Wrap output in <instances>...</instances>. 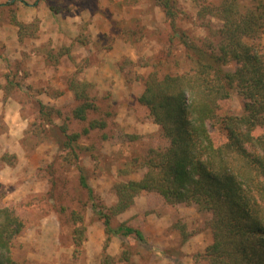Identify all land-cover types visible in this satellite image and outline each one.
Instances as JSON below:
<instances>
[{"label":"rangeland","instance_id":"1","mask_svg":"<svg viewBox=\"0 0 264 264\" xmlns=\"http://www.w3.org/2000/svg\"><path fill=\"white\" fill-rule=\"evenodd\" d=\"M173 1L179 11L176 30L157 0H0V36L8 38L16 33L25 45L44 44L43 48L36 46L48 55L44 54L46 63L55 64L59 87L53 94L61 99L53 104V123H45L48 128L37 126L31 98L26 101L34 122L27 142L46 144L47 139L54 138L56 152H61L51 163L41 159L33 175L40 181V189L13 202L6 201L5 189L0 187V205L14 209L25 223L12 241V264H208L203 252L212 237L205 213L195 204L178 203L176 213H172L159 194L142 192L133 197L128 208L113 214L111 223L138 226L143 239L112 235L107 242L87 189L79 183L83 170L97 205L109 212L106 207L117 201L114 185L140 179L145 171L143 157L150 148L161 145L159 125L137 101L144 79L152 71L159 76L187 72L191 66L181 39L200 41L221 23L214 12L197 17L198 7L214 9L221 0ZM239 2L250 5V0ZM250 42L264 53V32ZM83 55L85 59L76 60ZM96 62L102 63L105 86L109 84L112 90H97L93 83L89 90L97 98L99 109L89 111L86 120L79 121L71 118V93L61 90L74 77L59 71ZM35 93L31 92L33 96ZM104 97L110 102L105 110ZM230 107L233 112L241 111V97L235 94ZM90 120L101 121L104 126L83 132ZM63 127L67 133L80 134L77 142L81 148L66 154ZM72 213L82 217L81 243L74 241ZM176 221L183 222L187 238Z\"/></svg>","mask_w":264,"mask_h":264},{"label":"trees","instance_id":"2","mask_svg":"<svg viewBox=\"0 0 264 264\" xmlns=\"http://www.w3.org/2000/svg\"><path fill=\"white\" fill-rule=\"evenodd\" d=\"M157 1L176 30L179 11L174 1ZM212 12L221 21L215 32L200 41L181 39L191 66L187 72L159 76L152 71L144 79L137 101L159 125L161 145L143 157L141 178L114 185L117 201L106 207L109 212L97 205L83 170L79 183L87 189L107 242L112 235L143 239L138 226H113L111 217L128 208L136 195L155 192L172 213L178 203L195 204L205 213L212 237L203 252L208 264H264V53L250 42L264 32V4L260 0H250L248 6L239 0H221L214 9L198 7L197 17ZM69 85L74 93L71 118L85 121L89 111L99 109L90 92L92 84L71 79ZM235 94L242 99L239 112L230 107ZM107 98H102L104 110L110 104ZM36 106L37 126L48 128L54 108L41 102ZM98 126L104 123L90 120L83 132ZM61 130L66 154L82 147L77 142L80 134ZM179 222L175 224L187 238ZM71 223L74 241L81 243L82 217L72 213ZM24 228L14 209L0 205V264H12V241Z\"/></svg>","mask_w":264,"mask_h":264},{"label":"crops","instance_id":"3","mask_svg":"<svg viewBox=\"0 0 264 264\" xmlns=\"http://www.w3.org/2000/svg\"><path fill=\"white\" fill-rule=\"evenodd\" d=\"M5 25L3 22L2 26ZM36 45L20 43L16 33L8 38L0 36V187L5 189L6 201H20L29 192L40 189V181L33 175L39 170L41 159H47L51 163L52 157L57 153L54 138L47 139L46 144L38 141L33 145L29 140L27 142L28 135L32 133L30 110L26 109L27 104H30L26 103L27 97L31 98L33 105H30L36 113L38 102L53 107V104L61 100L60 95L53 94L55 87H59L56 86L59 81H56L55 64L46 63L48 55L38 51V47L43 48L44 44L40 42L38 47ZM100 58L102 57L99 55V60ZM78 59L82 61L85 55L76 60ZM60 69L63 70L59 72L64 71L66 76L73 75L74 80L96 84L97 90L111 89L109 84L105 86L101 62L79 69ZM60 75L61 73L58 76ZM61 90L71 93L73 103L74 93L69 82ZM32 91L37 93L33 96Z\"/></svg>","mask_w":264,"mask_h":264}]
</instances>
